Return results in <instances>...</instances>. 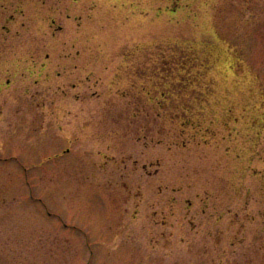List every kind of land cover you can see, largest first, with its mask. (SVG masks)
Wrapping results in <instances>:
<instances>
[{
	"label": "rangeland",
	"instance_id": "1",
	"mask_svg": "<svg viewBox=\"0 0 264 264\" xmlns=\"http://www.w3.org/2000/svg\"><path fill=\"white\" fill-rule=\"evenodd\" d=\"M0 264H264V0H0Z\"/></svg>",
	"mask_w": 264,
	"mask_h": 264
},
{
	"label": "flooded vegetation",
	"instance_id": "2",
	"mask_svg": "<svg viewBox=\"0 0 264 264\" xmlns=\"http://www.w3.org/2000/svg\"><path fill=\"white\" fill-rule=\"evenodd\" d=\"M60 29H61V27H60ZM45 56H46V60H49L50 54L47 53ZM42 67L45 68L46 67V64L45 63H42ZM8 83H9V80H8Z\"/></svg>",
	"mask_w": 264,
	"mask_h": 264
}]
</instances>
